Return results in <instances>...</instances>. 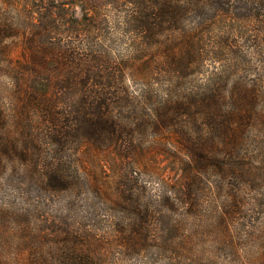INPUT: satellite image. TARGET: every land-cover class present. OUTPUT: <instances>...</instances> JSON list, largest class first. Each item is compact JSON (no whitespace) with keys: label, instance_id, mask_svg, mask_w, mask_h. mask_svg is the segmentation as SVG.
Returning a JSON list of instances; mask_svg holds the SVG:
<instances>
[{"label":"trees","instance_id":"obj_1","mask_svg":"<svg viewBox=\"0 0 264 264\" xmlns=\"http://www.w3.org/2000/svg\"><path fill=\"white\" fill-rule=\"evenodd\" d=\"M100 153L121 167L120 209L87 171ZM7 162L20 207H0V264H157L177 233L159 216H198L208 191L236 254L197 263L264 264V0H0Z\"/></svg>","mask_w":264,"mask_h":264},{"label":"rangeland","instance_id":"obj_2","mask_svg":"<svg viewBox=\"0 0 264 264\" xmlns=\"http://www.w3.org/2000/svg\"><path fill=\"white\" fill-rule=\"evenodd\" d=\"M207 66L204 68L205 70L209 69V61ZM198 79L195 83L200 84L203 81L204 76ZM147 146V143L146 145ZM87 161V171L90 173H95L96 178L100 182V184L108 191L112 198L108 200L107 203L102 204L112 206L113 208L120 209L121 207L118 204L124 205V200L122 198V188L119 178L121 173V167L116 166L113 156L107 153H100L94 160L88 159ZM95 161V162H94ZM94 162V163H93ZM167 162L164 160L161 162L162 173L169 178L170 181L178 180V182L182 181V170L180 168H173L171 164L165 166ZM168 164V163H167ZM13 164L11 162H7L6 167L0 169V207H10L11 209H19L18 202L14 201L12 195L14 191L9 188L16 185V181L11 180L9 176L13 174L15 169L12 167ZM10 167L6 170V168ZM171 169H176V171H172ZM130 170V169H129ZM156 170L149 171L148 174H142L139 176L140 184L142 186H146L144 182L147 183V186L150 189L151 194H159L160 190L163 192V182L158 179L156 174ZM3 189H5L10 197V201L4 197ZM143 194L149 195L147 192L143 191ZM46 197L45 194L42 195V199L44 200ZM203 197H205L206 206L205 209L199 213L198 216L193 218H188L184 215L186 211L183 208V216L178 215V212L169 213V217L166 214H161L159 216V223H156L157 228H167L171 230L172 228H176L177 233L172 232L166 238L167 245L166 247V260L163 261L161 256L158 254H150L151 257L157 258L160 262L157 264H196L197 261L202 260H210V258H214L216 261H234V256L232 253H235L232 249H225L221 244L217 242V238L215 236V232L213 227L210 228L209 221V191L206 192ZM129 204V203H128ZM156 209H158V205H156ZM104 212L107 210L103 208ZM108 213V212H106ZM114 217V222L119 224L121 227L126 225L127 221H123V214H119L116 212L110 213ZM129 216V215H128ZM138 221V218L136 219ZM120 221V222H118ZM9 225L14 226V222H9ZM148 226V224H146ZM162 230V229H159ZM174 230V231H175ZM171 243L176 244V249L173 248ZM236 254V253H235ZM158 255V256H157ZM240 259V258H239ZM201 263V262H200ZM121 264H139V261L132 260L126 262H121ZM199 264V263H197ZM234 264H237L236 262Z\"/></svg>","mask_w":264,"mask_h":264}]
</instances>
